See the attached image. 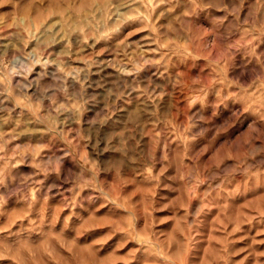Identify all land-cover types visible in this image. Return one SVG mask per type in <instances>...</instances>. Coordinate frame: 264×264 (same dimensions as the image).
<instances>
[{
	"label": "rangeland",
	"instance_id": "374dc122",
	"mask_svg": "<svg viewBox=\"0 0 264 264\" xmlns=\"http://www.w3.org/2000/svg\"><path fill=\"white\" fill-rule=\"evenodd\" d=\"M0 264H264V0H0Z\"/></svg>",
	"mask_w": 264,
	"mask_h": 264
}]
</instances>
